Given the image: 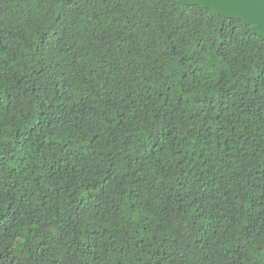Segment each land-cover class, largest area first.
<instances>
[{
	"label": "trees",
	"instance_id": "trees-1",
	"mask_svg": "<svg viewBox=\"0 0 264 264\" xmlns=\"http://www.w3.org/2000/svg\"><path fill=\"white\" fill-rule=\"evenodd\" d=\"M179 0H0V264H264V38Z\"/></svg>",
	"mask_w": 264,
	"mask_h": 264
},
{
	"label": "water",
	"instance_id": "water-1",
	"mask_svg": "<svg viewBox=\"0 0 264 264\" xmlns=\"http://www.w3.org/2000/svg\"><path fill=\"white\" fill-rule=\"evenodd\" d=\"M187 6L211 8L227 19H238L250 25L251 31L264 38V0H179Z\"/></svg>",
	"mask_w": 264,
	"mask_h": 264
}]
</instances>
